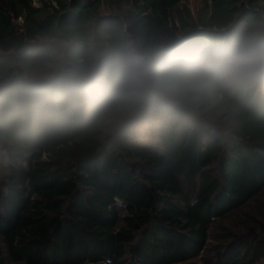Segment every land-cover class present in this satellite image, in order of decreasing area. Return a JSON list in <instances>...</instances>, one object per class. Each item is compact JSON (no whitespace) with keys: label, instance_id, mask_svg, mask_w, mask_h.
Segmentation results:
<instances>
[{"label":"trees","instance_id":"1","mask_svg":"<svg viewBox=\"0 0 264 264\" xmlns=\"http://www.w3.org/2000/svg\"><path fill=\"white\" fill-rule=\"evenodd\" d=\"M203 1L0 0V71L264 20V0ZM263 194L264 96L203 95L158 145L102 120L0 126V264H264V206L247 211Z\"/></svg>","mask_w":264,"mask_h":264},{"label":"clouds","instance_id":"2","mask_svg":"<svg viewBox=\"0 0 264 264\" xmlns=\"http://www.w3.org/2000/svg\"><path fill=\"white\" fill-rule=\"evenodd\" d=\"M210 93L264 96V20L163 45L102 40L71 56H34L0 71V126L24 132L102 120L126 141L158 145Z\"/></svg>","mask_w":264,"mask_h":264},{"label":"rangeland","instance_id":"3","mask_svg":"<svg viewBox=\"0 0 264 264\" xmlns=\"http://www.w3.org/2000/svg\"><path fill=\"white\" fill-rule=\"evenodd\" d=\"M38 4V3H36ZM186 6L191 10V12L197 16L198 12L201 11L204 7V1L203 0H187L186 2ZM105 14V11L104 13ZM199 111V115L203 116V113L201 110L197 109ZM264 206V194L262 195V197L259 199V202L254 203L250 209H248V212H255L256 209H258L259 207H263ZM257 219L259 220H263L259 215H257ZM238 221L237 219L233 218L232 216L228 217L226 220H224V223H226L227 226H230L232 223ZM211 236H212V232H211ZM0 247L3 250H6V246L3 242L2 237L0 236ZM9 264H16V263H12L10 262Z\"/></svg>","mask_w":264,"mask_h":264}]
</instances>
